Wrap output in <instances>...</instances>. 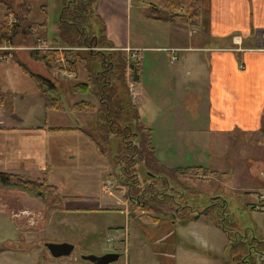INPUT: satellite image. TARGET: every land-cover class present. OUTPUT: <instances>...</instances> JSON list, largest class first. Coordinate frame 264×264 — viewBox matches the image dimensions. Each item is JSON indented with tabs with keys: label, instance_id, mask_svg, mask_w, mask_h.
<instances>
[{
	"label": "rangeland",
	"instance_id": "obj_1",
	"mask_svg": "<svg viewBox=\"0 0 264 264\" xmlns=\"http://www.w3.org/2000/svg\"><path fill=\"white\" fill-rule=\"evenodd\" d=\"M14 1L20 2V0ZM155 1L131 0L129 17L124 11H120L119 19L124 24L123 31L121 25V33L128 36L138 33L142 36L139 42L142 48L169 47L176 42L175 33L168 30L167 24H158L148 19V6ZM63 2L64 0H32L31 2L30 19L36 23L45 20L47 24L48 40L44 43L45 47L60 46L57 40L50 39L58 35L59 13ZM0 8L1 19L4 8L1 6ZM84 26L90 34L96 31L98 23L97 20L91 19L86 21ZM204 28L201 26L200 30ZM29 42L30 40L22 36L14 39L15 47L24 43V47H19L20 59L24 56L27 59L28 48L33 50L36 49L35 46L44 47L40 43L30 46ZM216 44L220 45V43ZM194 45L195 43H192L190 46ZM19 48L14 51L19 52ZM72 50L76 48H71ZM117 51L123 52L128 62H137V57L128 58L129 54L123 49ZM168 53L147 52L141 56L134 69L129 70L128 67L129 84L134 81L131 76L137 67L150 95H155L157 92L165 94L167 87L164 86V77L169 76L170 73L167 74L166 69L181 63V58L171 63ZM186 54L196 55L191 52ZM204 59L207 61L206 57ZM161 62L159 73L154 74L157 69L156 63ZM26 65L31 71L44 74L41 64L26 61ZM183 71L186 76L188 72L186 66L183 67ZM54 72V77H50L54 82L51 83L63 90L65 107L90 101L95 106V110L98 108L97 98L93 95L88 98L75 92L71 93L69 99V86L86 82V74L81 66L78 67L73 79L61 77L58 70ZM25 81L22 82L26 84L25 87L20 85V107L25 113L37 115L39 112L44 116L40 103H34L27 109L28 104L23 100L32 93L30 82H33L27 76ZM195 88L196 85L188 80L184 84L180 98L177 99L170 92L168 94L172 97L169 100L173 103L163 106L158 102L156 105L143 95L138 96V86L135 87L134 94V91L132 93L129 91L128 85V92L134 104L137 95L138 103L135 105L142 116V123L153 130L155 159L158 158L162 165L169 167L180 165L192 170L199 168L200 174L180 175L179 171L167 169L166 174L169 179L165 180L159 177L165 172L158 168L159 163L155 164L153 160L151 166H144L143 163L131 165L128 171L131 177L122 178L120 181L117 179L121 174L119 167L110 162L111 157L124 150L117 134H111L107 138L99 135L103 132L98 134L100 140H103L102 146L107 151V159L102 158L98 153L88 157L79 150L72 152V148L82 149L84 146H78L75 140L66 136L69 134H62L58 140L60 142L58 149L61 153L58 150L60 157L56 158V162L72 163L76 167L65 168L47 164L42 156L30 161L27 167H20V172H25L32 179L47 176V182L58 189L62 208H52L51 200L47 196L36 199L37 197L32 193L33 196H27L29 193L20 188L0 184V247L2 249L0 264H91L83 261L81 256H100L114 251H118L121 256L111 264H234L233 261L238 255L246 253V247L249 246L252 238L261 239L263 242L252 244L251 250L254 252L249 260L253 261V264H264V255H261L264 254V206L258 198L260 194H264V186L259 185L260 179L264 178V137L254 132L233 135L222 133L219 136L212 134L206 139L207 147L197 148L196 151H190L187 147L178 149L175 135L179 132V128L174 127V122L167 118L169 114L175 113L177 107L180 109V118L182 117L183 121L188 120L192 124L194 120L202 126L206 125L207 87H203L202 91ZM46 117L48 127H81L94 129L96 133L101 130L95 128L99 123L96 124L95 111L80 113L51 111L46 113ZM204 135L206 136V133ZM25 144L20 143V158L22 152L30 151ZM52 145L48 142L46 146L40 145L39 153L43 148L46 150ZM91 147L92 149L94 147L92 143ZM3 168L0 166V170ZM122 182L128 185L123 186ZM23 195L28 203L20 205V196ZM121 196L128 200V208L126 204L121 207L116 203L118 199L124 202ZM163 197L166 201H159ZM216 197H222L227 201L225 217L231 219L232 223L226 220V227L232 238L237 236V241L233 239L232 245L226 233L210 221L209 217H217L216 205L211 207L207 215L211 226L206 221L208 219L206 217V220L181 223L193 214L188 208L181 209L182 207L189 206L202 210L214 202L218 203L219 199L214 201ZM157 206L162 212L160 209L155 210L158 209ZM259 206L260 210L255 209ZM31 208L39 209L41 214L29 212ZM23 210L28 212L25 213ZM156 217L158 220H154ZM239 236L243 237L244 245L240 242ZM111 237L115 239H110ZM161 238L166 240L159 242ZM46 243H69L74 246V250L69 257L54 259L45 249ZM171 248L173 250L168 251ZM254 248H258L259 252ZM165 252L175 257L171 258L173 256L163 254ZM240 259L241 257L236 260L240 261Z\"/></svg>",
	"mask_w": 264,
	"mask_h": 264
},
{
	"label": "crops",
	"instance_id": "obj_2",
	"mask_svg": "<svg viewBox=\"0 0 264 264\" xmlns=\"http://www.w3.org/2000/svg\"><path fill=\"white\" fill-rule=\"evenodd\" d=\"M130 2L131 0H98L96 14L105 26L106 38L112 43L113 49H141L136 55L137 62L140 61V57L147 52L158 53L164 51L163 49L169 48L183 49L176 54L177 61L181 58L180 65L178 64L170 69H166V73H170L169 76L164 77V86L167 87V92H165V94L157 92L155 95H150L149 89L143 83V76L140 72L137 79L131 84L127 81L129 86L132 85L131 91H134L135 94V87L138 86V96L143 95L151 102H155L156 105L158 102L160 106H163L172 105L173 101L171 103L169 100L172 96H175L177 99L180 98L183 93L184 84L187 83L188 80L190 83L196 85L195 89L198 91H202L203 87H207L206 98L208 101L205 105V115L207 117L205 126H202L199 122L194 120H192V124H190L188 120L183 121L182 117L180 118L181 114L179 113L180 109L178 107L174 110L175 113H171L167 116L168 119H171L172 122H174V127L179 128V132L175 135L177 138L176 147L178 149L187 147L190 151H196L197 148L203 146L207 147L206 139L210 138L212 134L218 136L222 135V133L233 135L242 132H254L259 134L262 121L264 125V0H204L202 22L199 27L184 28L171 23L153 20L154 22H158V24H167L169 28L168 30L175 33L176 42L169 47L150 46L145 48L140 46L139 42L142 36H139L138 33L134 36H128L127 34L124 35L121 33V25L123 31L124 24L121 23L122 21L119 19L121 14L120 11H124L129 17V10L131 9ZM3 15L4 11L2 17ZM126 25L128 26V23H126ZM201 26H204L205 28L200 30ZM54 39H56V36H53L50 40ZM47 40L44 43H46ZM192 43H195V45L190 46ZM211 43H213V45ZM216 43H220V45H217ZM142 49L144 50L142 51ZM190 52L196 53V55L186 54ZM14 53H16V60L19 63H23L26 67V61L36 62L29 56L27 59H25V56H22L23 59H20V49L19 52ZM168 54L170 62H175L176 60L171 61L172 54L170 52ZM2 57L5 58L2 60ZM204 57L207 58V61ZM161 65L162 62L160 64L156 63L155 66L157 69L154 71V74L159 73ZM41 66L43 65L41 64ZM184 66L187 67L188 72L186 73V76L190 77L189 79L185 78L186 76L183 71ZM43 68L45 67L43 66ZM43 68L42 72H44V74L39 75L53 81L51 78L54 77V71L56 70H49L47 68L44 70ZM77 71L72 74L65 70L59 72L61 77L73 79ZM25 78L26 75L20 71L17 63L10 61L9 55H5V52H1L0 166L4 168L3 170H0V172L30 178L25 172H20V167L25 168L29 166L30 161L38 156H42L47 164L51 163L55 166H62L65 168L76 167L73 166L72 163L61 164L56 162V158L60 157V150L58 149V143L60 142H58V140L62 134H69L66 136H70L71 140H75L78 143V146H84L82 149L77 147L72 148V152L79 150L82 154L84 153L85 155H88V157H92L93 154H96L97 151L95 144L90 142L89 139L80 132L48 130V128H59L60 126H47L45 121L47 120L46 113L51 111L45 110L44 98L38 93L34 83H31L30 81L32 93L30 96H26V99L23 101L28 104L27 109L34 105V103L42 104L44 116L39 114V112H37V115L35 113L24 112L23 108L20 107V85L25 87L26 84L22 83L23 81L26 82ZM54 85L58 89L62 98L63 90H61L56 84ZM74 85L72 84V86L70 85L68 88L69 99H71ZM170 92L172 96L168 94ZM83 95L88 96V98L91 96L90 94ZM135 96L136 104L138 103L136 101L137 95ZM62 102L64 103L63 98ZM88 102L90 103V101ZM66 111L74 112L69 109V106H66L63 112ZM140 117L142 119L141 114ZM178 123H180V125ZM145 125L149 127L147 124ZM150 129L152 130V128ZM205 133L206 136L204 135ZM47 142L53 144L52 147H48L46 150L43 148L42 152L39 153V146H46ZM20 143H26L25 145H27L30 150L22 152L21 158ZM91 143L94 145L93 149ZM159 163L162 165L160 161ZM79 166H81V164H79ZM162 166L166 169H172L175 167L185 168L180 165H174L171 167L167 165ZM43 178L48 181L47 176H43L42 178L37 177L35 179ZM262 180L263 182H261ZM49 185L55 186L52 183H49ZM259 185L264 186V178L260 179ZM24 196L25 195L20 196V205L22 203H28ZM27 196L33 195L29 193ZM120 198H122V196ZM123 200L124 202L119 199L117 200L116 203L119 204L118 206L123 207L125 204H128L126 198ZM262 205L264 206V203ZM23 211L25 213L28 212L27 210ZM29 212H38L41 214V211L39 209L37 210V208H31ZM154 220H158L157 217L154 218ZM197 220L206 219L204 215H200L195 219V221ZM208 224L211 226L210 222ZM165 240L166 238H161L159 242ZM170 250H173V248L168 251ZM113 253H118V251H114ZM163 254L170 257L173 256L171 258L175 257L173 254H169V252Z\"/></svg>",
	"mask_w": 264,
	"mask_h": 264
},
{
	"label": "trees",
	"instance_id": "obj_3",
	"mask_svg": "<svg viewBox=\"0 0 264 264\" xmlns=\"http://www.w3.org/2000/svg\"><path fill=\"white\" fill-rule=\"evenodd\" d=\"M31 2L32 0H20L17 3L14 0H0V6L4 8V15L0 20V45L7 44L14 46L16 45L14 39L19 36L30 40V46H35L39 43L43 44L47 40L46 21L36 23L30 19L32 12ZM203 2L204 0H156L155 3L148 6L147 17L154 21L167 22L184 28L199 27L202 22ZM97 3L98 0H64L61 5V12L59 13L58 35L55 39L59 42L60 46H50L49 49L42 51L28 48V51L29 57L32 60L41 63L49 70H65L72 74L77 71L79 66L82 67L86 74V83L75 84L73 86V93L79 92L95 96L98 101V108L95 110L93 104L79 102L69 107V109L74 112L95 111L96 124L99 122L95 128L96 130L99 128L101 130L98 133L94 129L71 127L48 128V130L80 132L90 142L95 144L97 153L104 159H107V151L102 146L101 141L103 140H100L99 135L107 138L111 134H117L120 137L121 144L124 146V150L111 157L110 162L119 167L121 174L117 179L122 180V178L131 177L128 175L131 165L143 163L144 166H149L153 160L155 164H158L159 161L155 159L152 130L142 123L137 106L131 102L128 92L127 69L128 67L129 70L134 69L137 62L130 63L123 52L110 50L113 49V46L107 40L105 26L96 14ZM91 19L97 20L98 27L95 32L89 34L84 24ZM20 46L24 47V43L21 45L17 44L16 47ZM71 48H76V50H72L74 51L72 52ZM14 52L7 51L5 55H9V60L17 63L20 71L31 78L38 93L44 98L45 110L63 112L65 110L64 103L56 86L47 78L32 72L23 63H19L16 60V53ZM139 72L140 69L136 67L131 76L133 80L137 79ZM259 134L264 137L263 121ZM157 167L165 172V174L163 173L159 177L168 180L167 169L163 168L160 163ZM198 169H193V171L189 167H175L171 170L174 172L179 171L180 175L190 173L196 176L200 174ZM134 175L136 177V174ZM156 177L159 178L158 176ZM0 184L20 188L25 192L32 193L39 199L47 196L51 200L52 208H62L58 189L55 186L49 185L45 178L30 179L21 175L0 172ZM121 185L128 184L122 182ZM131 198L134 199L133 197ZM216 200H218V203L214 202L202 210L189 206L182 207L181 209L188 208L193 213L186 221L182 222L187 223L195 220L200 215H204L207 219L211 207L216 205L215 212L217 213V217H209L210 221L226 233L232 245L233 239L237 241V236L235 235V238H232L231 233L226 227V220L232 223L231 219L225 217L227 201L222 197H216L214 201ZM159 201L165 202L166 199L163 197ZM218 205L219 207H217ZM157 208L155 210L160 209L158 206ZM160 212H162L161 209ZM209 218L207 219L208 221ZM239 238L243 244V237L239 236ZM254 242L262 243L263 241L252 238L248 244L249 246L246 247V253L238 255L233 261L235 262L234 264H253V261H250L249 258H252L251 255L254 252L251 250ZM254 250L258 251V248H254ZM0 252H2L1 247ZM240 257V261H237L236 259Z\"/></svg>",
	"mask_w": 264,
	"mask_h": 264
},
{
	"label": "water",
	"instance_id": "obj_4",
	"mask_svg": "<svg viewBox=\"0 0 264 264\" xmlns=\"http://www.w3.org/2000/svg\"><path fill=\"white\" fill-rule=\"evenodd\" d=\"M44 247L54 259L69 257L74 250V246L69 243H46L44 244ZM120 256L121 255L118 253H106L100 256L85 255L81 256V259L90 262L91 264H111L119 260Z\"/></svg>",
	"mask_w": 264,
	"mask_h": 264
},
{
	"label": "built area",
	"instance_id": "obj_5",
	"mask_svg": "<svg viewBox=\"0 0 264 264\" xmlns=\"http://www.w3.org/2000/svg\"><path fill=\"white\" fill-rule=\"evenodd\" d=\"M43 46H44V42H43ZM19 47H15L13 45H7V44H1L0 45V53L1 52H7V51H14L16 49H18ZM20 49V48H19ZM36 49H49V47H36ZM110 50H113V49H110ZM141 49H130V48H125L123 49V51H125L128 55V58L131 56L132 59H135L136 58V55L135 53L139 52ZM183 49H178V48H169V49H165L164 51L166 52H170L172 54V57H171V61H175L177 59L176 57V54L179 52V51H182ZM5 57H2V60L4 59ZM132 89V85L129 86V91L132 93L131 91ZM259 198V201L260 203H263L264 202V194H260L258 196ZM255 209L257 210H260V206L259 207H255ZM254 209V210H255ZM110 239H115V237H111Z\"/></svg>",
	"mask_w": 264,
	"mask_h": 264
}]
</instances>
